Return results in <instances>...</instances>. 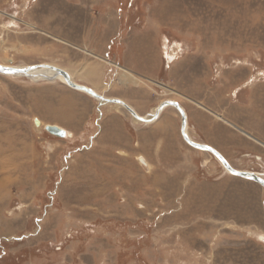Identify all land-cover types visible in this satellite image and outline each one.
I'll use <instances>...</instances> for the list:
<instances>
[{
    "label": "rangeland",
    "instance_id": "obj_1",
    "mask_svg": "<svg viewBox=\"0 0 264 264\" xmlns=\"http://www.w3.org/2000/svg\"><path fill=\"white\" fill-rule=\"evenodd\" d=\"M39 1L0 0V64L64 68L140 116L176 102L192 140L240 126L242 92L264 83V0H67L84 9L74 32ZM225 171L175 108L141 123L61 80L0 75V264H264V190Z\"/></svg>",
    "mask_w": 264,
    "mask_h": 264
},
{
    "label": "crops",
    "instance_id": "obj_2",
    "mask_svg": "<svg viewBox=\"0 0 264 264\" xmlns=\"http://www.w3.org/2000/svg\"><path fill=\"white\" fill-rule=\"evenodd\" d=\"M60 1L61 0H40L35 12H39L41 14L44 13L43 15L50 19L49 23L57 27V29L60 27L62 28L64 24V22L59 23V21H65V18L67 17L70 25V27L67 28H69L72 32L78 30L79 23L81 22V19H83L81 17L84 9L75 8L74 3L72 4L71 1ZM96 1L97 9H95L94 6L92 9H94V11L96 10L95 12L98 14H101L102 11L105 10L104 8L107 2L94 0V2ZM125 1L126 0H113L112 3H117V6L119 7V4L123 5ZM109 5V7H111L112 4L109 3ZM59 10H62V16ZM65 33L66 32L63 34ZM67 39H64L62 42L67 43ZM114 39H116V37ZM113 48L114 43L112 44L110 50L112 51ZM253 84L247 88L245 92H242L239 104L241 108V116L239 117L240 121L238 119L236 120L240 126H237L234 121H223L222 123H217L215 125L216 130L213 133L210 132L208 137L202 133H199V136V134L195 131L197 139L193 141L216 149L225 157L234 169L243 172H253L264 178V83L255 82ZM224 178L226 181L232 182V180H234L233 178L239 177H235L227 173ZM243 180L247 181L243 182L246 184L248 189L250 188L254 191L260 186L264 190L261 185L253 181L246 179ZM248 182H253L255 185ZM235 194L242 199L246 197V194L243 192H240L239 195L238 193Z\"/></svg>",
    "mask_w": 264,
    "mask_h": 264
},
{
    "label": "water",
    "instance_id": "obj_3",
    "mask_svg": "<svg viewBox=\"0 0 264 264\" xmlns=\"http://www.w3.org/2000/svg\"><path fill=\"white\" fill-rule=\"evenodd\" d=\"M0 75L5 76H12V77H21V78H27L33 82H44V81H55V80H61L65 85L70 87L71 89L83 92L86 95L94 98L95 100L105 103V104H116L122 106L128 113L137 121L141 123H153L155 122L161 115V113L168 107L175 108L181 115V133L184 138V140L193 148L206 151L210 154H212L214 157L218 159V161L222 164L223 168L226 170L227 173H229L232 176L243 178L246 180L253 181L259 185H261L264 188V178L259 176L256 173L253 172H243L238 171L234 169L230 163L225 159V157L219 153L216 149L204 145L199 144L194 141L188 136L187 127H188V117L186 114V111L184 108L173 101H165L161 103L158 108L148 116H140L130 105H128L126 102H124L121 99L117 98H107L99 93H97L95 90L91 89L90 87H87L85 85L79 84L74 81L70 73H68L66 70L61 69L59 67H55L49 64H39V65H32V66H6L0 64ZM37 123V121H35ZM45 130L52 136L59 137L62 139L67 138V133L64 129L55 126V125H47Z\"/></svg>",
    "mask_w": 264,
    "mask_h": 264
},
{
    "label": "bare ground",
    "instance_id": "obj_4",
    "mask_svg": "<svg viewBox=\"0 0 264 264\" xmlns=\"http://www.w3.org/2000/svg\"><path fill=\"white\" fill-rule=\"evenodd\" d=\"M9 62H12V60L10 59ZM11 65V64H10ZM64 69V68H63ZM72 73L74 75H79V76H82L81 78L82 79H87L88 77H94V75L96 74L94 69L92 68H87V67H83V70H80V71H72ZM71 75V73H70ZM123 75V79L121 80V83L123 84H127V83H132L134 85H137L138 84V80H136V78L128 71H124V74ZM72 76V75H71ZM122 77V76H121ZM73 78V77H72ZM37 123H35L36 127L38 128H41L43 126V122L38 118L36 119ZM60 127V126H59ZM46 128V126H45ZM188 129V127H187ZM66 131V130H65ZM188 132V130H187ZM67 133V138H70L73 134L71 132H68L66 131ZM193 141V140H192ZM140 162L142 165L144 166H149V163L148 161L144 158V157H141L139 158Z\"/></svg>",
    "mask_w": 264,
    "mask_h": 264
}]
</instances>
